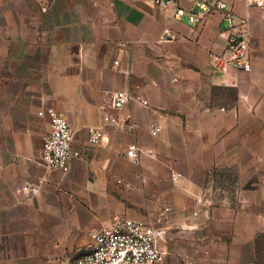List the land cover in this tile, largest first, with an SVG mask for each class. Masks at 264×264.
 Segmentation results:
<instances>
[{
	"label": "crops",
	"instance_id": "obj_1",
	"mask_svg": "<svg viewBox=\"0 0 264 264\" xmlns=\"http://www.w3.org/2000/svg\"><path fill=\"white\" fill-rule=\"evenodd\" d=\"M9 1L0 4V264H75L98 228L147 221L153 208L177 207L198 224L216 169L236 167L240 183L263 174L264 136L253 128L264 131V10L251 0H226L248 20L250 72L213 64L225 46L222 13L193 26L155 0H21L26 10ZM166 28L175 39H161ZM120 89L133 97L120 114L137 127L107 126L94 144L90 128L114 112ZM50 109L75 130L63 170L40 164ZM133 144L138 163L127 158ZM25 180L40 192L28 197Z\"/></svg>",
	"mask_w": 264,
	"mask_h": 264
},
{
	"label": "built area",
	"instance_id": "obj_2",
	"mask_svg": "<svg viewBox=\"0 0 264 264\" xmlns=\"http://www.w3.org/2000/svg\"><path fill=\"white\" fill-rule=\"evenodd\" d=\"M159 8L174 9L173 17L186 19L196 26L206 17L222 13L225 24V46L214 56L213 64L223 71L250 72L253 69L252 47L249 40L248 21L240 18L226 0H195L193 9L179 5L178 0H155ZM252 5L264 10V0H251ZM244 26V27H243ZM162 40H173L175 36L166 28ZM129 90H115L111 94L110 108L100 126L90 128L92 143L99 144L105 135L107 126L119 129H135L137 124L131 115H122L120 111L132 100ZM51 131L44 139L40 164L47 170H63L73 156L75 130L69 119L62 113L50 109ZM161 124L153 126V133L162 129ZM141 149L133 144L127 151V158L132 163L140 160ZM177 176H181L178 174ZM21 189L28 197L40 192V185L30 180L21 184ZM171 207L163 210V217L151 221H139L126 217H116L111 223L96 230L92 243L77 258L75 264H165L167 230L163 225ZM213 264H222L216 262Z\"/></svg>",
	"mask_w": 264,
	"mask_h": 264
},
{
	"label": "rangeland",
	"instance_id": "obj_3",
	"mask_svg": "<svg viewBox=\"0 0 264 264\" xmlns=\"http://www.w3.org/2000/svg\"><path fill=\"white\" fill-rule=\"evenodd\" d=\"M25 2L13 0L3 7L26 10ZM12 14L7 18L15 21L19 16ZM5 21L0 15V24ZM253 133L264 136L262 128L254 127ZM245 178L240 183L236 167L216 169L208 190L202 192L209 211L198 224L181 219L179 208L171 209L163 223L167 230L165 264H264V168L262 175ZM163 210L153 208L146 219L158 221Z\"/></svg>",
	"mask_w": 264,
	"mask_h": 264
}]
</instances>
